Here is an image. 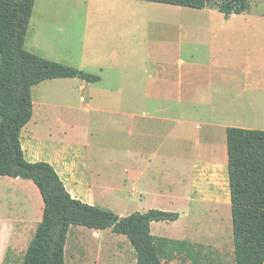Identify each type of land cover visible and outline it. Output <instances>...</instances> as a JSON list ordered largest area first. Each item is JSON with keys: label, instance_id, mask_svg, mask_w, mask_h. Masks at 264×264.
Wrapping results in <instances>:
<instances>
[{"label": "crops", "instance_id": "0c3cea01", "mask_svg": "<svg viewBox=\"0 0 264 264\" xmlns=\"http://www.w3.org/2000/svg\"><path fill=\"white\" fill-rule=\"evenodd\" d=\"M119 1L140 10L145 9L147 17L149 15L146 12L151 7L166 11H173L175 7H181L141 0ZM183 8L189 7H182V10H186ZM214 10L215 8L211 7L190 8L183 12L179 33L181 40L179 51H181V57L184 58L177 59L175 62L172 55L169 54L168 48L154 51L156 53L154 59L146 64L144 70L136 74L137 78H135L133 89L112 88L110 79L106 78L109 75L108 68L104 65L98 66V73L86 71L99 75L101 80L98 82H86L79 78L53 79L74 81L81 89L90 87V84H99L98 87L102 91L101 96L129 100L128 108H121L120 115L125 118L126 126L130 130L129 136L135 139V143L124 145L121 150L126 156L131 153L129 149L136 144L135 148L142 149L139 153L136 150L135 153L148 159L149 194L157 200L156 203L150 205L154 206L150 209L177 212L180 215L176 221H161L175 223L179 232L176 231L172 235L161 233L155 228L159 222H153L151 234L158 238L186 243L172 253L162 249L164 264L174 262L193 264V261H196V264H210L212 261H215L216 264H236L228 172L227 129L229 127L253 129L256 126L255 122L241 121L237 119V116L241 112L257 115L264 110V75L253 69L254 64L246 66L245 74L248 83L245 84L244 89L238 91V48L237 39L232 36L233 31L229 28L231 16L226 18L218 10L224 16L225 21H222L221 15L216 16L213 13ZM32 17H34V12ZM215 18L218 26L213 25ZM166 24L164 23V25ZM168 32L171 33V30L168 31L166 28L163 36L165 37ZM80 65L84 67L86 64ZM86 69L89 68L86 67ZM172 75L177 76L175 92H169V94L158 92L157 90L160 89L170 90L167 83L169 76ZM144 89L148 90L144 91ZM166 99L182 101V108L180 111L176 110V121L178 120L181 126L191 122L192 125H195V130L205 131L206 129L207 133L214 134L216 139L211 144L214 147L213 152L207 151L190 157L188 153L175 156L171 150H166L169 141L171 144V135L166 134L159 139L150 129L153 128L157 111L152 107L146 109L140 107L141 101ZM82 100L86 99L82 98ZM200 100H203L204 103L200 104L198 102ZM167 111L171 116L174 115L173 109ZM108 112L111 111L101 108L94 109L91 101L86 106L88 114ZM242 115L245 114L242 113ZM44 116L42 114L41 118L37 117L36 120L33 111L32 120L27 126L36 120L35 125L38 128L47 123L45 128L52 131L49 124L50 118H44ZM191 117H195V119L192 120ZM163 120L167 121L168 118L164 117ZM170 120L174 121L173 117ZM64 124L65 121L59 123L60 126ZM189 133L190 131L188 134L186 132L187 138ZM196 137V145L199 148L203 145L204 137L202 135ZM146 138L150 139L148 143ZM142 139L148 145L138 146L139 143H142ZM21 142L26 159L30 162H49L56 169L74 198L104 208H107L106 205L109 206L108 202L101 200L102 197L97 198L96 196L97 188L108 191L109 185L101 181V173L92 168L89 159L91 148L97 146L98 142L87 141L77 142L73 145H58L53 150V157L44 160H42L41 154L35 156L31 152L32 142L30 140L22 141L21 136ZM98 146L102 145L98 144ZM169 146L171 147V145ZM106 147L109 145L106 144ZM173 156L180 159L182 163L177 167L175 174H172L174 168L171 167L172 161L175 159ZM141 176V171H134V168L131 171L126 169V178L123 183H126L130 178L136 182ZM0 177H5L6 180L12 179L9 176ZM16 179L21 180L22 178ZM33 185L35 184L33 183ZM1 186L4 194L1 193L0 197V235L3 238L0 245V264H4L8 246L14 236L18 234L17 225L22 222L19 221L23 218H21L22 214L34 209L31 208L30 198H13L18 195L13 191V188ZM137 191V188L133 187L130 194ZM145 194L146 191L140 193V202L145 200ZM33 197L36 198H34L35 201H38L35 193ZM148 210L139 211L128 208L126 211L132 213L135 211L147 212ZM90 231L93 234H90ZM70 239H72L73 246L69 255L71 264H110L112 258L116 260V264H137L135 248L126 235L116 234L111 229L96 230L84 226L70 228L65 246V264H68ZM111 240H122V243L119 242L116 247L110 248Z\"/></svg>", "mask_w": 264, "mask_h": 264}, {"label": "rangeland", "instance_id": "374dc122", "mask_svg": "<svg viewBox=\"0 0 264 264\" xmlns=\"http://www.w3.org/2000/svg\"><path fill=\"white\" fill-rule=\"evenodd\" d=\"M217 1L212 0L210 6H213ZM250 2L249 12L235 14L230 18L229 28L233 31L232 36L237 39L238 48V91L244 89L245 84L248 83L245 74L246 66L254 64L253 69L264 75V0H250ZM127 4L119 0H36L33 10L34 17L31 18L25 46L27 50L43 58L89 72L98 73V66L104 65L108 68L109 75L106 78L110 79L112 88L133 89L135 78H137L136 74L144 70L146 64L154 59L156 54L154 51L168 48V52L175 62L177 59L184 58L181 57V51H179L181 46L179 33L182 14L190 8L182 10V7H175L178 9L166 11L151 7L146 12L149 15L147 17L145 9L140 10ZM213 13L216 16L221 15L222 21H225L223 14L218 9L215 8ZM164 23L167 24L164 25ZM213 25L218 26L216 18ZM164 26L166 27L162 31ZM166 28L168 31L171 30V33L168 32L164 37ZM83 63L86 64L84 67L80 65ZM176 77L172 75L168 78L167 86L170 90L160 89L157 91L162 94L174 93L177 88ZM75 83L68 79H51L33 87V111L36 120L37 117L41 118L42 114L45 115L44 118H50L49 124L52 131L45 128L47 123L38 128L35 125L37 122L35 120L23 128L22 141L30 140L32 142L31 152L35 156L41 154L42 160L53 157L54 148L61 144L98 142L96 145L102 146L91 148L89 152L90 164L95 171L101 173L100 179L109 185V190L97 188V198L102 197L101 200L103 199V202L109 204V206H104L121 216L131 213L126 211L128 208L144 211L154 207L150 206L157 200L149 194L148 159L135 153L136 150L139 153L142 148H135V144L129 149L131 153L126 156L121 150L124 145L135 143V139L129 136L130 130L126 126L125 118L120 115L121 108H128L129 100L101 96L102 91L98 87L99 84H90V87L81 89ZM146 90L148 89H144V91ZM82 98L86 100L84 101ZM90 101L94 109H108L111 112L86 113V106ZM198 102L204 103L203 100ZM140 107L142 109L152 107L157 111L153 128L150 129L159 139L166 134L171 135V144L169 141L171 147L168 145L166 150H171L175 156L188 153L192 157L207 151L213 152L214 147L211 144L216 139L214 134L207 133L206 129L205 131L195 130V125H192L191 122L181 126L178 120L176 121V110L180 111L182 108L181 100L141 101ZM168 109H173L174 115L171 116ZM253 115L241 112L237 119L255 122L256 126L253 129L264 130V110L261 114ZM164 117L168 120L164 121ZM171 117L174 121L170 120ZM191 119L193 120L195 117H191ZM61 121H65L63 126L59 125ZM189 131L188 139L186 132L188 134ZM28 135L29 138H27ZM199 135H202L204 140L203 145L198 148L195 138ZM149 140L146 138L147 143ZM106 144L109 147H106ZM143 145H148L144 139L138 146ZM179 164H182L181 160L175 157L171 164V167L174 168L172 174H175ZM132 168L134 171L142 172L141 178L136 182L130 178L126 183H123L126 178L125 170L131 171ZM6 179L0 177V185L12 187L13 191L18 194L13 198H30L31 208L34 209L22 214L21 218H23L19 220L22 222L17 225L18 234L14 236L8 246L4 263L22 264L29 242L41 221L43 200L32 181ZM133 187H136L138 191L130 194ZM2 188L1 186L0 197L1 193L4 194ZM143 191H146L147 195L145 194V200L140 202V193ZM34 193L38 201L34 200ZM155 228L161 233L171 235L180 231L173 222H159ZM89 233L93 234L92 231ZM1 239H3L2 235H0V245ZM71 241L72 239H70L68 247V264H71L69 258L73 248ZM119 242L122 243V240H111L110 248L116 247ZM104 250L106 251V248ZM114 263L116 264V260L110 259V264ZM172 264H178V262ZM210 264H216V262L212 261Z\"/></svg>", "mask_w": 264, "mask_h": 264}, {"label": "trees", "instance_id": "16d2710c", "mask_svg": "<svg viewBox=\"0 0 264 264\" xmlns=\"http://www.w3.org/2000/svg\"><path fill=\"white\" fill-rule=\"evenodd\" d=\"M141 1L195 9L212 7L226 18L251 8L250 0H218L213 6L212 0ZM35 2L0 0V176L31 180L43 200L42 220L22 264H65L72 226L111 229L126 235L135 248L137 264H164L162 249L172 253L186 243L153 236L151 224L176 221L179 213L150 209L120 216L74 198L49 162H30L25 157L21 136L33 116V87L55 78L101 80L97 74L27 50ZM227 149L236 264H264V130L229 127Z\"/></svg>", "mask_w": 264, "mask_h": 264}]
</instances>
